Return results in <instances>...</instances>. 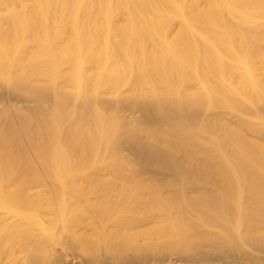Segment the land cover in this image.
<instances>
[{
    "label": "bare ground",
    "instance_id": "bare-ground-1",
    "mask_svg": "<svg viewBox=\"0 0 264 264\" xmlns=\"http://www.w3.org/2000/svg\"><path fill=\"white\" fill-rule=\"evenodd\" d=\"M240 1L242 9L264 4ZM220 3L210 0L217 16L231 13L228 9L237 2L224 0L223 7ZM0 4L5 5L3 11L15 10L10 2ZM162 11L154 9L152 23L163 17ZM9 23L14 33H26L34 43L41 38L40 30H49L46 23L34 27L24 18ZM71 28L77 32L74 24ZM62 45L70 47L68 40ZM5 77L0 68V144L11 147L6 150L14 158L19 154L16 160L33 151L39 160L20 168L15 164L16 170L4 164L6 159L0 163V264H264V180L249 181L248 164L230 176L222 169L226 167L212 163L211 158L238 143L214 136L223 124L209 117L206 103L87 93L63 97L57 89L23 79L9 85ZM70 77L63 76L66 82ZM260 101L256 109L264 114V99ZM85 128H96L90 136L102 143L98 149L105 145L103 159L118 160V152L126 151L138 171L152 177H128L119 170L109 178L80 174L63 161L60 145L68 134ZM137 128L148 130L143 134ZM153 130H158L159 143L153 140ZM168 133L178 138L171 145L169 135L163 138ZM160 138L170 146H162ZM46 140L57 149L51 161L48 153L42 155ZM74 170L79 173L71 175ZM42 172L45 175H38ZM166 221L173 225L165 232ZM202 227L210 229L203 232Z\"/></svg>",
    "mask_w": 264,
    "mask_h": 264
},
{
    "label": "rangeland",
    "instance_id": "rangeland-1",
    "mask_svg": "<svg viewBox=\"0 0 264 264\" xmlns=\"http://www.w3.org/2000/svg\"><path fill=\"white\" fill-rule=\"evenodd\" d=\"M0 2H10L15 9L8 13L2 10L5 5L0 4V43L3 48L0 49V68L9 77V85L20 80L40 88L57 89L59 96L63 97L87 93L101 97L143 96L151 100L153 97H182L191 102L200 99L206 103L205 110L209 117L223 124L222 129L214 128V136L230 138L235 140V144H240L215 159L211 158L217 162L212 163L218 168L220 164L223 165L226 167L222 168L224 171L231 169L227 172L230 176L237 174L235 170L241 168V164H253L252 167L248 166L245 177L249 181L264 180V114L257 110L261 106L260 100L264 99V4L261 3L259 9H242V2L236 0V5L228 9L231 13L217 16L212 12L210 0H158L156 3L146 0ZM220 2L219 6L223 7L224 0ZM157 7L164 8L163 17L152 23L149 18ZM11 18H24L34 27L46 23L49 30L46 34L40 30L41 38L34 43L26 33L13 32L9 23ZM73 24L77 32L71 28ZM67 40L70 47L63 48L62 42ZM66 73L71 76L67 82L63 78ZM103 111L106 115V111ZM85 129L89 133L72 132L60 145L64 151L63 161L75 165L80 174H103L102 177L109 178L115 177L119 170V175L121 172L126 176L152 177L149 173H140L138 165L126 151L118 152V160L103 159L105 145L98 149L101 146L98 144L102 143L95 142L90 136L96 128ZM137 130L143 133L148 129ZM44 133L51 136L50 131L45 130ZM45 134L49 139L50 136ZM171 134L163 135V138ZM174 135L170 136L169 144L173 138L174 141L178 139ZM156 136L158 130L155 137L151 135L150 139L153 137L155 141L158 139ZM49 143L45 145L48 149L44 146L46 152L42 154V150L40 154L48 153L51 161L57 149ZM170 145L166 142L162 146ZM87 147L90 154H82ZM7 148L10 151L11 147L0 144V154L3 153L0 163L6 159L4 164L11 170L25 166L28 161L34 163L39 160L35 151L30 153L34 154L32 156L28 154L27 158L24 155L16 160L19 154H15L14 158ZM216 152L213 151V154ZM78 155H81L79 159L86 158L80 163L78 159L77 163ZM198 158L203 159V156ZM75 171H71V175ZM61 172L65 173V170ZM38 175L45 174L42 172ZM166 222L163 223L165 232L171 230L173 225ZM208 228L204 227L205 232L206 229L209 231ZM204 230L202 227L201 231ZM187 234L189 237L190 232Z\"/></svg>",
    "mask_w": 264,
    "mask_h": 264
}]
</instances>
